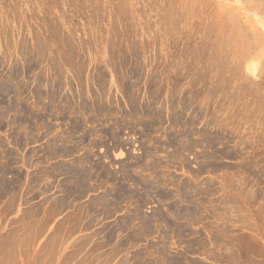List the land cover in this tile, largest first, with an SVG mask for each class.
<instances>
[{
  "label": "rangeland",
  "instance_id": "1",
  "mask_svg": "<svg viewBox=\"0 0 264 264\" xmlns=\"http://www.w3.org/2000/svg\"><path fill=\"white\" fill-rule=\"evenodd\" d=\"M0 264H264V0H0Z\"/></svg>",
  "mask_w": 264,
  "mask_h": 264
},
{
  "label": "bare ground",
  "instance_id": "2",
  "mask_svg": "<svg viewBox=\"0 0 264 264\" xmlns=\"http://www.w3.org/2000/svg\"><path fill=\"white\" fill-rule=\"evenodd\" d=\"M231 43H232V42H231ZM234 45H235V44H234ZM242 46H243V45H242ZM217 53H218V52H217ZM262 56H263V55H262ZM258 60H259V59H258ZM249 62H250V61H249ZM249 62H248V63H249ZM237 64H238V63H237Z\"/></svg>",
  "mask_w": 264,
  "mask_h": 264
}]
</instances>
